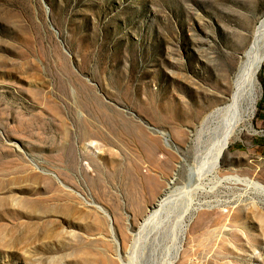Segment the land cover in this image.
Returning <instances> with one entry per match:
<instances>
[{
    "label": "rangeland",
    "instance_id": "1",
    "mask_svg": "<svg viewBox=\"0 0 264 264\" xmlns=\"http://www.w3.org/2000/svg\"><path fill=\"white\" fill-rule=\"evenodd\" d=\"M263 16L264 0H0V264H264V61L214 174L196 138Z\"/></svg>",
    "mask_w": 264,
    "mask_h": 264
},
{
    "label": "bare ground",
    "instance_id": "2",
    "mask_svg": "<svg viewBox=\"0 0 264 264\" xmlns=\"http://www.w3.org/2000/svg\"><path fill=\"white\" fill-rule=\"evenodd\" d=\"M263 61H264V16L261 19H259L257 24L253 27V29L249 35L248 45H247L246 49L244 50L243 54L241 55V57L239 58V61L237 63V67L235 69V72H234V75H233V78L231 81L230 95L226 98V100L220 106H218L219 108L216 110L215 118H214V120H212L210 128H208L206 131H204V133H203V130H201L200 132H198L196 134V136H197L196 138L200 139L202 136H204V138H206L205 135H203V134H206L207 138H208L207 152L204 151L205 155L203 157H200V167L198 168L199 171L204 172L205 174L206 173L214 174L215 172H217L219 170L220 160H221L224 152L226 151V149L230 143V140L233 137V132H234L235 128L237 127V125L239 123H242L243 121L248 120L249 114H251V112L254 109L255 99H256V78H257V75L261 69ZM203 140L206 141L205 139H203ZM200 141H202V140H200ZM195 160H193V161L195 162ZM198 160H196V161H198ZM193 161L191 162V164L193 163ZM198 163H199V161H198ZM199 171H198V174H199ZM201 178H202V176H201ZM205 179H206V177H205ZM223 179L226 180L225 182L230 181V180H233L235 182L238 181V180L232 179L230 177H224V178H222V180ZM188 181H189V179H188ZM198 182H199V180H198ZM210 182H212V180ZM242 183H244V182H242ZM215 184H217V183L215 182ZM204 186H205V184H204ZM214 186L216 187L217 185H214ZM254 186L256 188H258V190L264 191V185H259V184L257 185L256 184ZM178 187H180V186H178ZM183 187H184L183 189L185 190V186H183ZM197 187H199V186H197ZM201 189L202 188H200V190ZM174 191H176V190H174ZM188 191H190V190H188ZM196 191H197V189H196ZM170 192H171V190H170ZM180 195L181 194H179V196ZM183 196H185V195H183ZM188 197H190V195ZM192 198L193 197L191 196L190 202H191ZM180 200H182V199L180 198ZM171 201H172V199H171L170 195L166 196V194L165 195L162 194V196L158 199L156 205H154V207H152V209L149 211L147 216L144 219H142L143 221L141 222L140 230L135 235L138 237V236H140V234H144L143 237H146L147 234H145V233L147 232L148 227L151 225H154L155 224L154 222H157L158 220L160 221L162 214H164L166 217V215L168 214L166 212V209L168 207V204H170ZM183 202H184V199H183ZM183 202L181 203V205L183 204ZM188 202H186V204ZM175 205H177V204H175ZM191 206H192V203H191ZM180 207H182V206H180ZM205 207L208 208V205H205ZM172 208H174V207H172ZM136 244H137V242H136ZM138 244H139V242H138ZM140 247L142 248V246H140ZM131 259L133 260V258H131Z\"/></svg>",
    "mask_w": 264,
    "mask_h": 264
}]
</instances>
